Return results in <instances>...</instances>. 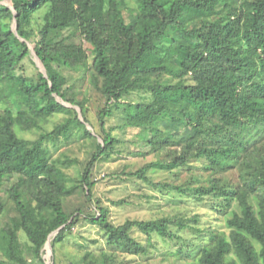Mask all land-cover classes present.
<instances>
[{
  "label": "trees",
  "instance_id": "obj_1",
  "mask_svg": "<svg viewBox=\"0 0 264 264\" xmlns=\"http://www.w3.org/2000/svg\"><path fill=\"white\" fill-rule=\"evenodd\" d=\"M10 1L14 8L0 0V264H48L45 246L58 229L60 264L82 219L101 227L107 246L68 264H121L119 253L150 251L135 229L151 245L153 233L178 237L172 226L206 239L169 264H264V0ZM31 43L48 75L23 65L35 63ZM114 117L120 124L108 126ZM117 127L139 129L137 154L155 155L122 174L206 202L224 226L202 228L199 214L115 224L93 188L96 164L120 151ZM30 131L37 137L20 135ZM73 134L92 151L72 184L63 166L78 160L54 159L50 145ZM156 169L188 174L155 182ZM78 192L87 206L68 208Z\"/></svg>",
  "mask_w": 264,
  "mask_h": 264
},
{
  "label": "rangeland",
  "instance_id": "obj_2",
  "mask_svg": "<svg viewBox=\"0 0 264 264\" xmlns=\"http://www.w3.org/2000/svg\"><path fill=\"white\" fill-rule=\"evenodd\" d=\"M5 3L12 5L10 0H4ZM133 6L135 0H131ZM31 59L24 61V66L29 74L36 73V70L45 71L42 63L38 59L33 43ZM89 45L86 44V47ZM81 83V82H80ZM89 81L85 80L81 83V88L85 94L92 92L89 87ZM134 95V96H133ZM132 98H137L133 94ZM83 94H81V97ZM138 99V98H137ZM5 104L0 102V108H4ZM80 111V108L77 107ZM90 118L97 126V120L94 113H90ZM63 114H55L44 123V128L51 130L55 124L63 119ZM120 119L114 117L108 120V126H117ZM90 129H94L93 125H88ZM38 131L20 132L21 136L26 138L37 137ZM114 135L121 140L117 149L120 150L113 154L110 158L101 159L95 166L94 178L96 185L93 188V196L95 200H99L102 205L107 207L110 213V219L117 225L124 223L128 219H157L163 217H187L199 214L201 221L197 224L202 228L217 225L220 228L224 226L222 218L216 219V213L205 203H200L188 195L179 194L174 190H168L158 187L152 182L140 179L136 176L122 174L123 172H133L140 169L147 162L155 159L154 154L139 155L140 150L139 129L128 127L126 129L117 127ZM52 157L54 159L63 160L66 157L77 159L78 161L71 165H64V170L69 177V182L74 183L75 179L80 177V173L84 169V163L90 156L92 146L90 140L81 138L79 135L73 134L69 138L61 137L57 145H50ZM188 172L183 171L179 178L173 177L172 174L164 170H150L149 177L157 181H171L178 184L185 179ZM125 200L124 204H119L120 200ZM67 207L74 208L83 205L85 208L87 202L81 192L75 193L67 199ZM221 217V216H219ZM171 229L178 234V237L161 236L153 233L151 241L148 243V236L143 232L135 229L133 234L145 245H149L150 251L146 254L135 255L127 253H119L118 261L121 264H169L176 256L180 249L184 251L195 252L205 241V236L199 234L192 228H179L172 226ZM104 231L97 224L90 220L82 219L72 228L71 234L68 235L66 246L59 249L60 264H68V261L74 259V256L87 249H98L106 247V239ZM205 234V233H204ZM27 241L25 237H22ZM51 239L45 247L44 258L48 264H53L54 250Z\"/></svg>",
  "mask_w": 264,
  "mask_h": 264
},
{
  "label": "water",
  "instance_id": "obj_3",
  "mask_svg": "<svg viewBox=\"0 0 264 264\" xmlns=\"http://www.w3.org/2000/svg\"><path fill=\"white\" fill-rule=\"evenodd\" d=\"M5 3V2H4ZM7 4V3H6ZM9 6H11L12 8H14L13 7V5H10V4H8ZM13 29L15 30V32L17 33V21H16V19L14 20V23H13ZM45 69V68H44ZM45 73H46V75H48V72L46 71V69H45V71H44ZM79 113H80V115H81V112L79 111ZM58 231H59V229L58 230H56L55 232H53L51 235H50V237H49V239H48V241H47V244L49 243V240L51 239L52 241H51V244H52V242L54 241V236L53 235H56L57 233H58ZM47 244H46V246H47ZM45 246V247H46Z\"/></svg>",
  "mask_w": 264,
  "mask_h": 264
}]
</instances>
